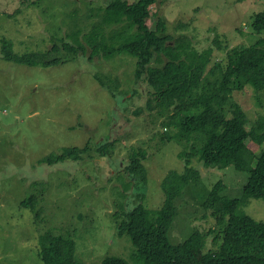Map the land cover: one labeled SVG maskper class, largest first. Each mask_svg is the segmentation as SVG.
I'll return each mask as SVG.
<instances>
[{
  "label": "rangeland",
  "instance_id": "rangeland-1",
  "mask_svg": "<svg viewBox=\"0 0 264 264\" xmlns=\"http://www.w3.org/2000/svg\"><path fill=\"white\" fill-rule=\"evenodd\" d=\"M111 1L40 0L28 5L22 0H0V49L1 38H7L19 53L46 51L75 24L82 38L97 20L91 14L102 13L97 10ZM263 10L264 0H158L151 12L158 11L173 35L190 36L198 50L213 48L206 80L216 76L212 71L215 62H227L228 50L264 39V30L257 32L252 27L256 13ZM152 18L151 28L155 29L158 16L153 13ZM118 27L107 26L106 30ZM86 47L75 60L49 65L14 64L0 57V264H42L37 254L40 234L67 217L75 218L69 219L67 228L77 241L78 264H102L108 255L137 264L131 259L132 242L117 233L114 218L116 212L122 215L126 206L139 202L141 191L126 186L127 180L132 184L138 180L121 170L128 155L132 158L139 146L147 150L144 204L158 209L165 198L162 180L170 170H184L185 160L178 154L202 143L201 136L189 143L162 140L165 118L150 115L154 111L135 113L138 106L145 105L151 89L147 82L136 79L135 59L125 54L108 58L104 52L90 59L91 46ZM96 71L119 79L122 100L101 85ZM231 104L244 108L250 128L264 115V90L257 92L245 85L234 91ZM228 115L232 116L229 107ZM115 135L122 142L116 144L113 156L100 157L92 149L91 156L82 161L40 164L42 158L61 154L67 146H83L88 141L93 146ZM249 146L256 154L262 148L252 142ZM192 165L199 167L201 177L189 183L190 195L185 194L186 188L178 199L173 234L180 240L171 238L175 243L183 241L181 236L198 222L204 230L216 226L198 194L206 192V198L212 184L222 179L228 187L226 193L239 197L250 174L234 166L210 170L198 156H193ZM37 191H43L38 203L45 218L41 221L34 219L31 208L21 206L22 200ZM241 208L264 221V198L251 197ZM218 247L210 237L206 250Z\"/></svg>",
  "mask_w": 264,
  "mask_h": 264
},
{
  "label": "trees",
  "instance_id": "trees-1",
  "mask_svg": "<svg viewBox=\"0 0 264 264\" xmlns=\"http://www.w3.org/2000/svg\"><path fill=\"white\" fill-rule=\"evenodd\" d=\"M22 1L33 5L40 0ZM157 2L112 0L100 9L99 20L92 24V30L83 34L84 41L75 24L66 32L67 40L65 34L46 51L19 53L14 50L13 42L4 38L1 40L3 56H0L14 64L49 65L75 60L81 51L87 50L86 45L91 46L90 58L101 52L108 58L117 54L132 56L136 79L144 80L151 88L145 105L138 106L135 113L154 111L150 115L164 117L162 125L166 131L161 133L164 141L175 139L189 143L201 136L203 145L178 154L185 160L184 170H170L164 177L161 186L165 198L158 209L144 204L148 170L142 160L147 151L140 146L135 148L133 157H129L121 169L127 177L138 180L135 184L128 181L126 186L132 185L141 191L138 203L125 209L122 215L114 214L117 233L127 235L132 242L131 259L137 264H264V221L253 218L241 208L251 197L264 198V115L248 128L247 113L240 105L231 104L234 91L245 85H252L257 92L264 90V39L228 50L227 62L217 61L212 67L216 76L204 80L212 62L213 48L200 51L187 34L170 33L167 21L158 11H153L158 19L156 28L152 29L151 11ZM115 25L119 27L106 30L107 26ZM252 27L257 32L264 30V10L256 13ZM50 52L57 55L51 57ZM95 77L113 97L119 96V101L122 100L117 77L100 72L95 73ZM227 105L232 111L231 118L227 117ZM170 127H177L178 131L174 134L167 130ZM251 141L262 147L259 154L250 150ZM120 142L117 135L93 146L89 141L84 147H66L61 154H50L40 162L52 165L68 159L81 160L90 149L99 156H111ZM193 156H198L210 170L234 166L250 174L244 180L247 182L239 197L226 193L228 187L222 179L212 184L206 198V192L198 194L216 226L204 230L198 222L181 236L185 238L183 241L175 243L171 238L180 240L173 234L180 210L178 199L183 197L186 188L185 194L190 195L189 183L201 177L199 167L192 165ZM42 192L32 193L21 201V206L32 209L37 221L45 220L38 206ZM69 219L75 218L67 217L59 226L48 227L40 234L37 254L42 264H78L77 241L67 228ZM210 237L218 244L217 250H206ZM130 262L121 256L108 255L102 264H132Z\"/></svg>",
  "mask_w": 264,
  "mask_h": 264
},
{
  "label": "clouds",
  "instance_id": "clouds-1",
  "mask_svg": "<svg viewBox=\"0 0 264 264\" xmlns=\"http://www.w3.org/2000/svg\"><path fill=\"white\" fill-rule=\"evenodd\" d=\"M137 1H138V0H137ZM134 2H135V1H134ZM101 8H104V7H100L97 11H100ZM98 13H99V12H97V13H95V14L93 13V14H91V15H92V17H96L97 20H99ZM97 20H96V21H97ZM93 23H94V22H93ZM93 23H91V26H92ZM1 40H2V38H1ZM13 44H14V42H13ZM91 51H92V50H91ZM16 52H17V51H16ZM50 54H51V52H50ZM0 55L3 56V55H2V50H1V49H0ZM56 55H57V54H56ZM56 55H55V56H56ZM1 56H0V57H1ZM55 56H53V57H55ZM96 56H97V55H96ZM88 57L90 58V54H89ZM1 58H3V57H1ZM90 59H93V58H90ZM64 62H65V61H64ZM55 63H56V62H55ZM97 72H98V71H96L95 73H97ZM100 73H102V72H100ZM107 75H108V74H107ZM110 76H111V75H110ZM120 91H121V90H120ZM232 96H233V94H232ZM123 98H124V97H123ZM123 98H122V99H123ZM240 106H241V105H240ZM228 107L230 108V106L227 105V117H228V118H231L233 115H232V116H229V115H228ZM241 107H242V106H241ZM242 108H243V107H242ZM230 109H231V108H230ZM243 109H244V108H243ZM244 111H245V110H244ZM231 112H232V111H231ZM245 112H246V111H245ZM246 113H247V112H246ZM247 117H248V114H247ZM248 120H249V118H248ZM248 123H249V121H248ZM247 127H248V124H247ZM164 128H166V127H164ZM170 128H171V130H170L171 132H172L173 130H175V133L178 131V128H177V127H174V128H173V127H170ZM250 128H251V127H250ZM167 130H168V129H167ZM165 131H166V129H165ZM168 131H169V130H168ZM163 132H164V131H163ZM175 133H174V134H175ZM100 140H101V139H100ZM107 140H110V139H107ZM173 140H175V139H173ZM167 141H168V140H167ZM167 141H166V142H167ZM176 141H177V140H176ZM88 142H89V141H88ZM88 142H86L85 145H86ZM90 142H91V141H90ZM178 142H183V141H178ZM251 142H252V143H255V142H253V141H251ZM85 145H83V146H79V147H84ZM192 145H193V146H192L191 150L193 149L194 146H197V145H195V144H192ZM202 145H203V140H202V143H201L200 145H198L197 147H201ZM75 146H78V145H75ZM248 146H249V144H248ZM67 147H72V146H67ZM65 148H66V147H65ZM65 148H64V149H65ZM143 148H144V147H143ZM249 148H250V146H249ZM144 149H145V148H144ZM145 150H146V149H145ZM250 150H251V148H250ZM146 151H147V150H146ZM182 151H185V150H182ZM180 152H181V151H180ZM252 152H253V151H252ZM90 153H91V149L85 154L84 158H82L81 161L84 160V159L86 158V156H91ZM94 153H96V152H94ZM253 153H254V152H253ZM96 154H97V153H96ZM258 154H259V153H258ZM147 155H148V153H146V157L142 160L143 162H144L145 159L147 158ZM255 155H257V154L255 153ZM108 156H110V155H108ZM111 156H113V155H111ZM100 157H102V156H100ZM42 159H43V158H42ZM73 160H75V159H73ZM78 160H79V159H78ZM78 160H76V161H78ZM128 161H129V155H128ZM65 162H66V161H65ZM201 162H202V161H201ZM44 163L49 164L48 162H44ZM44 163L40 162V164H44ZM62 163H63V162H62ZM202 163H203V162H202ZM144 164H145V163H144ZM145 166H146V165H145ZM146 167H147V166H146ZM184 167H185V166H184ZM227 167H228V166H227ZM225 168H226V167H225ZM147 170H148V168H147ZM126 180H127V179H126ZM128 181L132 182V180H127V182H128ZM131 187H133V186L131 185ZM131 187H130V188H131ZM127 190H129L128 187H127ZM129 207H132V206H126L125 209H128ZM116 213H118V212H116Z\"/></svg>",
  "mask_w": 264,
  "mask_h": 264
},
{
  "label": "bare ground",
  "instance_id": "bare-ground-1",
  "mask_svg": "<svg viewBox=\"0 0 264 264\" xmlns=\"http://www.w3.org/2000/svg\"><path fill=\"white\" fill-rule=\"evenodd\" d=\"M235 48V47H234Z\"/></svg>",
  "mask_w": 264,
  "mask_h": 264
}]
</instances>
